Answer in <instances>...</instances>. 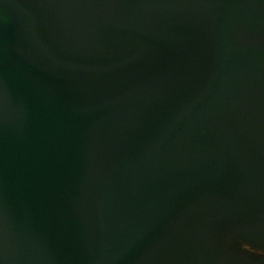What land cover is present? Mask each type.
<instances>
[{
  "label": "water",
  "instance_id": "1",
  "mask_svg": "<svg viewBox=\"0 0 264 264\" xmlns=\"http://www.w3.org/2000/svg\"><path fill=\"white\" fill-rule=\"evenodd\" d=\"M0 264H264V0H0Z\"/></svg>",
  "mask_w": 264,
  "mask_h": 264
}]
</instances>
